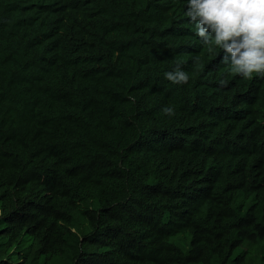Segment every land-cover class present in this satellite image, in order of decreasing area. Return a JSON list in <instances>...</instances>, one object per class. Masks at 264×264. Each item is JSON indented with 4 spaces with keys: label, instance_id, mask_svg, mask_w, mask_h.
<instances>
[{
    "label": "trees",
    "instance_id": "trees-1",
    "mask_svg": "<svg viewBox=\"0 0 264 264\" xmlns=\"http://www.w3.org/2000/svg\"><path fill=\"white\" fill-rule=\"evenodd\" d=\"M22 1L0 0V264H264V78L201 49L182 0Z\"/></svg>",
    "mask_w": 264,
    "mask_h": 264
},
{
    "label": "clouds",
    "instance_id": "clouds-1",
    "mask_svg": "<svg viewBox=\"0 0 264 264\" xmlns=\"http://www.w3.org/2000/svg\"><path fill=\"white\" fill-rule=\"evenodd\" d=\"M143 10H152L160 0H130ZM17 2L23 6L22 0ZM187 30L195 38L199 47L205 49L216 63L229 65L230 72L245 80L254 76L264 78V0H182ZM35 10L40 1L34 0ZM199 57L196 58L197 65ZM185 64L178 62L174 71L166 72L165 78L176 84L187 83L189 75L181 70ZM223 83V81H221ZM16 84V90L33 97L44 87ZM166 115H174L172 107L162 110Z\"/></svg>",
    "mask_w": 264,
    "mask_h": 264
}]
</instances>
